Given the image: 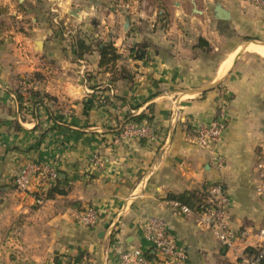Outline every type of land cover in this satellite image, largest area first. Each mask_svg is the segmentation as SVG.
Here are the masks:
<instances>
[{
  "label": "crops",
  "instance_id": "crops-1",
  "mask_svg": "<svg viewBox=\"0 0 264 264\" xmlns=\"http://www.w3.org/2000/svg\"><path fill=\"white\" fill-rule=\"evenodd\" d=\"M83 2L73 15L77 24L97 6L74 0ZM7 3L0 0V7ZM152 8L147 21L132 24L116 11L118 33L100 31L120 46L116 66L127 67L133 80L112 82L98 50L78 56L44 39L32 60L12 51L11 40L0 43V264H119L122 251L148 249L141 226L152 216L166 220L188 264H241L255 243L264 220L256 190L264 7L248 0H162ZM109 17L102 12L103 22ZM141 42L148 43L146 58L125 59L124 46ZM141 113L152 117L153 136L124 135L126 115ZM217 118L226 121L219 141L199 146L195 127ZM28 161L58 170L65 193L37 202V177L32 191L18 190L14 178ZM214 182L232 202L231 224L240 232L232 246L215 238L199 212L183 214L168 198ZM88 207L98 211L95 226L80 219Z\"/></svg>",
  "mask_w": 264,
  "mask_h": 264
},
{
  "label": "built area",
  "instance_id": "built-area-1",
  "mask_svg": "<svg viewBox=\"0 0 264 264\" xmlns=\"http://www.w3.org/2000/svg\"><path fill=\"white\" fill-rule=\"evenodd\" d=\"M248 1L256 6L264 7V0ZM61 8V0H53L50 10L55 23H60L63 19L64 14ZM225 127L226 121L222 118H217L210 124L197 125L194 134L196 143L201 147L212 148L219 141ZM124 135L150 138L153 136V128L147 121L141 123L130 121L125 124ZM94 160L96 163L100 162V158L96 155ZM219 165L223 166L222 159L219 160ZM257 166L259 176L256 190L260 198L264 200V141L260 148ZM36 177L40 179V190L45 192L60 175L58 170L48 164L28 161L19 167L14 178L15 186L20 191H32ZM204 192L205 198L199 209H192L178 200H170V203L183 214L199 212L202 215V220L213 231L215 237L222 244L232 246L238 240L240 232L231 224L232 202L225 186L221 182H214L209 184ZM35 200L42 203L45 198L39 195L35 196ZM80 219L85 225H97L99 220L97 209L86 208L81 213ZM141 229L149 245L148 249L143 250L137 247L122 251L119 255V264H188L186 250L179 245L177 236L169 229L165 219L159 216L149 217L142 224ZM255 237V243L250 246L252 250H246L241 256V264H264V220L258 227Z\"/></svg>",
  "mask_w": 264,
  "mask_h": 264
},
{
  "label": "rangeland",
  "instance_id": "rangeland-1",
  "mask_svg": "<svg viewBox=\"0 0 264 264\" xmlns=\"http://www.w3.org/2000/svg\"><path fill=\"white\" fill-rule=\"evenodd\" d=\"M3 1L1 0V2ZM67 1L61 0V9L64 16L60 23H55L53 13L50 10L51 2L49 0H10V3H7L4 8L2 7L3 10L0 13V43L11 40L12 51H18V54L21 52L22 56L32 60L36 58L38 53H42L44 39L53 41L55 48L74 50L76 54V42L78 39L87 41L91 45V50H98L100 44L104 42H111L115 45L116 41L114 39L110 37L107 40L101 38L102 34L100 31L103 30L109 34L112 28H117V32L112 35L118 33L122 22L115 17L117 12L125 16L127 15L130 18L129 23L131 24L142 23L144 20L147 21L149 19L148 14L153 11L152 7L162 0H107L108 2H103L105 3L103 6H99L100 0H96L97 6L94 8L92 16L88 14L84 16L81 24H77L73 20V15H76L80 11L78 9L84 8L86 2L78 3L75 6L74 0ZM72 6L75 8L71 9ZM105 6L109 7L105 9ZM102 12H106L107 16L110 15L109 19L106 18L104 22L101 19ZM87 17L92 18L89 22L90 26L84 29ZM4 44H0V50ZM115 46L117 49L120 48V46ZM133 46L135 45L130 47L126 44L124 46L125 51L128 53L125 59L130 58V61H133L131 51ZM27 82L30 81L27 80ZM86 92L91 93L87 89ZM87 102L90 103L89 100ZM33 195L45 196V192H42L39 188L35 190Z\"/></svg>",
  "mask_w": 264,
  "mask_h": 264
},
{
  "label": "trees",
  "instance_id": "trees-1",
  "mask_svg": "<svg viewBox=\"0 0 264 264\" xmlns=\"http://www.w3.org/2000/svg\"><path fill=\"white\" fill-rule=\"evenodd\" d=\"M2 8L0 7V13L2 12ZM77 47V55L83 56L84 53H87L91 51V45L87 43L84 39H78L76 42ZM147 47L148 43L141 42L137 45L133 46L131 48L132 51V59L133 60H143L147 56ZM99 54H100V60L99 65L106 71L111 72V81L115 82L118 79H127V80H133V75L131 72L127 69L125 66L117 67V61L121 58V54L118 52V49L114 45V43L111 42H104L101 43L98 48ZM33 95H40V93L37 91L32 92ZM18 99H22L21 93H18ZM46 97H49L50 95H45ZM89 106V103L87 102L85 113H87V107ZM126 118L127 120H131L136 123L143 122L144 119H147V122H150L152 120L151 116L146 115L145 113H141L139 115H130L127 114ZM126 120V121H127ZM209 186V184L206 185L204 190ZM203 191H184L182 193L173 194L170 193L168 195V198L170 200H178L184 204H187L192 209H199L202 201L205 198V192ZM65 189L60 188V177L56 180V182L49 187L45 191L44 198H51L55 196L56 194H64ZM252 249H247V251H251Z\"/></svg>",
  "mask_w": 264,
  "mask_h": 264
},
{
  "label": "water",
  "instance_id": "water-1",
  "mask_svg": "<svg viewBox=\"0 0 264 264\" xmlns=\"http://www.w3.org/2000/svg\"><path fill=\"white\" fill-rule=\"evenodd\" d=\"M40 42H42V41H40Z\"/></svg>",
  "mask_w": 264,
  "mask_h": 264
},
{
  "label": "bare ground",
  "instance_id": "bare-ground-1",
  "mask_svg": "<svg viewBox=\"0 0 264 264\" xmlns=\"http://www.w3.org/2000/svg\"><path fill=\"white\" fill-rule=\"evenodd\" d=\"M258 47V46H257Z\"/></svg>",
  "mask_w": 264,
  "mask_h": 264
}]
</instances>
